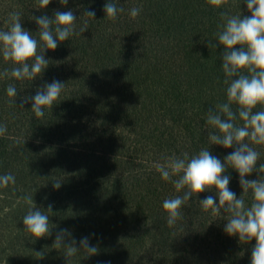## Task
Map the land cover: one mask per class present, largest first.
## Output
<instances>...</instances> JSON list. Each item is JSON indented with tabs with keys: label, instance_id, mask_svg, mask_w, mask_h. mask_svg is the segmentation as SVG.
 Masks as SVG:
<instances>
[{
	"label": "trees",
	"instance_id": "1",
	"mask_svg": "<svg viewBox=\"0 0 264 264\" xmlns=\"http://www.w3.org/2000/svg\"><path fill=\"white\" fill-rule=\"evenodd\" d=\"M106 2L69 0L62 6L52 0L46 9H38V0H0V30H7L13 11L21 13L22 27L37 39L39 28L32 17H53L55 10L74 12L77 33L85 21L88 24L84 33L45 52L50 61L42 76L33 81L0 79V124L7 127L0 136V175L16 178L14 185L0 188V242L5 238L0 262L67 264L63 250L52 247L57 231L67 228L78 248L85 236L99 248L90 257L78 253L73 264H250L255 240L240 244L238 237L224 232L226 213L213 216L201 208L199 201L216 196L214 191L191 198L181 208L182 219L168 227L162 203L182 192L155 167L148 169L149 186L140 189L119 182L127 174L125 167H117L125 165L135 173L142 169L138 166L160 162L165 151L169 157L191 156L206 147L223 161L234 150L209 144L212 129L206 119L209 108L227 102L224 49L216 36L223 23L220 12L250 15L247 7L235 0L221 9H213L207 0H113L124 12L111 21L103 11ZM133 7L141 9L135 19L129 16ZM85 10H94V19L84 16ZM208 42L217 47L209 48ZM11 67L0 56V72ZM53 80L65 87L43 118L31 112V101L21 108V98L34 96ZM10 83L17 88L16 98L7 96ZM257 150L258 164L264 163V148ZM108 163L113 168L107 174L103 169ZM225 174L239 198L238 173L228 169ZM56 180L62 181L59 189L53 186ZM117 185L127 197L134 196L135 207L123 195L117 194V201L111 198L110 190ZM245 199L251 203L250 195ZM50 203L52 235L33 242L24 231L23 217L34 204L47 211ZM107 206L119 211L107 217ZM148 227L159 229L163 239H149L153 248L159 247L161 254L155 257L149 243L140 244Z\"/></svg>",
	"mask_w": 264,
	"mask_h": 264
},
{
	"label": "clouds",
	"instance_id": "2",
	"mask_svg": "<svg viewBox=\"0 0 264 264\" xmlns=\"http://www.w3.org/2000/svg\"><path fill=\"white\" fill-rule=\"evenodd\" d=\"M52 0H38V9H46ZM66 6L69 0H59ZM213 9H221L229 4V0H207ZM250 15H230L221 11L223 21L216 33L218 44L223 46L222 71L227 86V102L209 108L206 123L212 130L208 131L210 145H219L224 149H234L223 161L213 155L210 147L201 148L196 154L189 156H165L163 162L154 165L164 181L173 183L176 192H182L174 198H166L162 207L167 214L166 223L173 227L182 219L181 208L191 198L204 192H215L200 200L203 211H211L213 216H220L222 211L227 215L224 232L229 236L238 237L242 245L255 240L251 249V264H264V163H259L261 151L255 146L264 148V0H246ZM105 18L116 21L118 15L124 12L123 7H117L113 0H107L103 5ZM141 9L133 7L129 16L135 19ZM84 16L93 18L94 10H85ZM38 25V37L22 27L21 13L13 11L8 14L7 30H0V56L12 67L0 72V79L8 78L17 81H33L42 76L49 66L45 58L47 50H56L59 43L69 40L73 35L84 33L88 29L87 21L77 33V16L72 10H55L53 17L41 15L32 17ZM210 47H217L208 42ZM65 83L53 80L36 90L34 96L21 98V108L31 101V112L36 118H43L46 109H52L63 92ZM7 96L16 98L18 95L15 84H8ZM235 105V110L233 109ZM258 109V110H257ZM241 121L242 123H237ZM7 132L6 125L0 124V136ZM228 169L238 173L242 194L237 197L229 187L231 177L225 174ZM258 173L257 179H248L251 174ZM173 177H176L173 179ZM12 173L0 175V188L15 184ZM62 181L56 180L54 188L59 189ZM251 197V203L246 204L245 197ZM218 197V203H217ZM31 205L32 197H26ZM53 212V205L48 204L47 211L30 207L23 217L24 231L35 240L52 235L48 213ZM70 239L66 242L65 238ZM69 229L57 231L54 243L55 249H62L67 264H73L72 258L78 253L86 257L97 255L98 246L90 244L88 236L77 241ZM41 258L42 252H36ZM110 264V262H108Z\"/></svg>",
	"mask_w": 264,
	"mask_h": 264
},
{
	"label": "rangeland",
	"instance_id": "3",
	"mask_svg": "<svg viewBox=\"0 0 264 264\" xmlns=\"http://www.w3.org/2000/svg\"><path fill=\"white\" fill-rule=\"evenodd\" d=\"M229 1H231V0H229ZM235 1H237L238 3H239V5H241V6H246V0H235ZM74 146V148H75V150H78L77 149V147L75 146V145H73ZM254 147H256L257 149L259 148V146H255L254 145ZM168 154L169 153H167L166 151H165V153L159 158V161L161 162V161H163L162 160V157H165V156H168ZM139 158L140 159H142V160H145V158H146V156H142V155H140L139 156ZM151 159V158H150ZM153 160V159H152ZM99 163H100V161H99ZM99 163H98V166H100L99 165ZM109 163H110V161H109ZM108 163V164H109ZM138 166V165H137ZM117 167H125L124 168V171L126 172V174H127V177H119V179H118V181L119 182H128L129 183V185L130 184H135V186L136 187H138L139 189L140 188H145V187H148L149 186V181H150V179H151V175H150V172L148 171V169L150 168V169H153V167H154V165H147V166H138V167H140V168H142L139 172H135V173H133V172H131L130 171V167L129 168H126V166L125 165H119V166H117ZM144 167V168H143ZM113 168V165L112 164H109V165H107V168H105V169H103V171H104V173H110L111 171V169ZM176 177H173V179H175ZM127 179V180H126ZM94 183H97V182H95V181H97L96 179H93L92 180ZM238 184H239V180H238V182H237ZM110 184H112V182H110ZM96 185H99V184H96ZM123 187V186H122ZM122 187H120V186H115V187H113V188H111V192H112V194H111V198L113 199L114 198V201H117V199L119 198L118 196H117V194L118 195H123L122 197H124V199H127V200H129V204L132 202V204H133V206L135 207L136 206V202L135 201H132L133 200V198H134V196H131V197H127V192L126 191H123V188ZM114 188L115 189H117V192L114 190ZM55 193H57V192H55ZM115 204V203H114ZM114 207H108L107 206V217H109V216H111V214L113 213V211L114 210H117V209H113ZM117 211H119V210H117ZM117 211H114V212H117ZM115 214V213H114ZM156 214V212L154 213V215ZM153 218H155V217H153ZM152 229H153V227H148V234H147V236H145L144 237V239L141 241V245H143L144 243H149L148 244V247L149 246H151L150 245V243H152V244H154L152 241H156V243L157 242H159V241H161V240H163V239H161V237H159L160 235H159V229H153V231H152ZM178 236V235H177ZM176 236V237H177ZM150 237H151V239H152V241L151 240H149L150 239ZM176 240H174V241H176V242H179L180 240H181V238H175ZM5 240V238H4V236L2 237V241L0 242L1 244H3V241ZM181 242V241H180ZM156 245V244H155ZM169 246V245H168ZM152 247V246H151ZM163 247H167V245H165V246H163ZM2 248H3V246H2ZM5 248V247H4ZM4 251H5V249H4ZM151 251H152V254H154V257L155 256H157V255H159V254H161L160 253V251H159V247H158V245H156V246H154V248L152 247L151 248ZM0 254H2L1 256H3V253H2V251H1V253ZM1 259V258H0ZM0 264H5V263H3V261L2 262H0ZM251 264V263H250Z\"/></svg>",
	"mask_w": 264,
	"mask_h": 264
}]
</instances>
